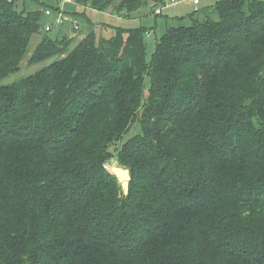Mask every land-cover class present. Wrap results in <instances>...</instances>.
<instances>
[{"label": "trees", "instance_id": "16d2710c", "mask_svg": "<svg viewBox=\"0 0 264 264\" xmlns=\"http://www.w3.org/2000/svg\"><path fill=\"white\" fill-rule=\"evenodd\" d=\"M18 1L0 0V81L42 31L28 63L57 59L0 86V264H264V0L194 11L150 60L145 27L72 47L45 30L51 7Z\"/></svg>", "mask_w": 264, "mask_h": 264}, {"label": "rangeland", "instance_id": "374dc122", "mask_svg": "<svg viewBox=\"0 0 264 264\" xmlns=\"http://www.w3.org/2000/svg\"><path fill=\"white\" fill-rule=\"evenodd\" d=\"M64 0H40L42 4H36V2L27 1L25 6L28 10H44L45 6H49L56 11H61L72 18H75L80 23L81 29L75 34L73 30V26L71 23H64L60 26H53L52 31L49 33V36L53 39L59 38L63 35H66L70 38L76 37L74 40V44L72 47H75L83 36H87L90 32L95 31L98 37L110 38L115 34V29L118 27L122 28H138L145 27L148 29L149 37L146 38V42L148 44V52L147 58L151 59L157 42L162 38V36L166 33L167 29L170 26H189L192 24V21L188 18L190 14L194 11L197 12L194 16V19L204 20L206 15L208 14L206 11H202L200 9H211L217 4V2L222 0H201L202 5L200 8L194 7L190 4L189 1H182L174 5H170L164 7L163 15L155 16L153 14L154 10L158 6V1L150 0L146 6H144L139 12L132 13L130 18L125 20L123 17H119L121 14L118 12L117 14L112 11V9L106 12L94 11L90 8H82L77 6L73 2H64L61 6L60 4ZM263 1V0H262ZM38 3V2H37ZM17 7L19 10L24 8L23 0H19L17 2ZM58 11V12H59ZM58 12L54 11L53 16L43 17V25H52L55 22V19L58 15ZM123 12V11H122ZM126 14V11H124ZM183 18V19H182ZM131 19L130 21H128ZM180 19V20H179ZM44 32L41 34H36L32 37L31 42L29 44L28 54L25 59L22 61L20 70L10 75L9 77L0 81V86L6 84H13L27 76L35 74L40 70L51 65L57 58H51L44 62L36 63L30 65L28 63L31 55L36 49L37 45L40 43ZM140 132L139 124L133 126L132 130L128 135H125L124 140H128L130 137ZM114 151L115 149L112 148ZM110 165V164H109ZM108 167V165H107Z\"/></svg>", "mask_w": 264, "mask_h": 264}, {"label": "built area", "instance_id": "2783aa9c", "mask_svg": "<svg viewBox=\"0 0 264 264\" xmlns=\"http://www.w3.org/2000/svg\"><path fill=\"white\" fill-rule=\"evenodd\" d=\"M10 2L14 1V0H9ZM184 0H163V3H165L164 5H162V7H159L156 11L155 14L160 15L162 13V9L164 7L170 6V5H174L177 4L179 2H182ZM189 1L190 3L194 4L196 7H198V5H200L201 0H186ZM64 2H74V0H64L60 6L64 3ZM45 16L47 17H51L54 14V10L52 8H48L44 10ZM71 23L73 26V30L77 33L78 31H80L81 26L80 23L78 22V20H76L75 18H72L71 16L66 15L65 13L59 11L58 15L55 19L54 24L52 25H46L45 30L47 32L52 31L53 26H60L63 25L64 23Z\"/></svg>", "mask_w": 264, "mask_h": 264}, {"label": "water", "instance_id": "95a60500", "mask_svg": "<svg viewBox=\"0 0 264 264\" xmlns=\"http://www.w3.org/2000/svg\"><path fill=\"white\" fill-rule=\"evenodd\" d=\"M110 164L114 167L112 169H109L107 167V169L118 179L123 194L125 196H128L130 192V182L132 180L130 170L126 167L121 166L115 157L110 160Z\"/></svg>", "mask_w": 264, "mask_h": 264}, {"label": "crops", "instance_id": "0c3cea01", "mask_svg": "<svg viewBox=\"0 0 264 264\" xmlns=\"http://www.w3.org/2000/svg\"><path fill=\"white\" fill-rule=\"evenodd\" d=\"M190 4H192V3H190ZM192 5H193L194 7H196L194 4H192ZM201 5H202V2L200 3V5H198V7H197V8H200V7H201ZM200 10H202V11H204V12H205L207 9H200ZM121 14H122V15H121ZM121 14L119 15V17H121V18L123 17L125 20H127V18H130V17H126V16L124 17V16H123V15H124V13H121ZM162 15H163V10H162ZM162 15H161V16H162ZM155 16H156V15H155ZM130 20H131V19H129L128 21H130ZM179 20H180V19H179Z\"/></svg>", "mask_w": 264, "mask_h": 264}, {"label": "bare ground", "instance_id": "6f19581e", "mask_svg": "<svg viewBox=\"0 0 264 264\" xmlns=\"http://www.w3.org/2000/svg\"><path fill=\"white\" fill-rule=\"evenodd\" d=\"M113 167H114V166L112 165V168H113ZM112 168H111V169H112Z\"/></svg>", "mask_w": 264, "mask_h": 264}]
</instances>
